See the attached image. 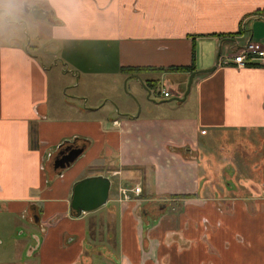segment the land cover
<instances>
[{"label": "crops", "instance_id": "crops-1", "mask_svg": "<svg viewBox=\"0 0 264 264\" xmlns=\"http://www.w3.org/2000/svg\"><path fill=\"white\" fill-rule=\"evenodd\" d=\"M1 12L31 15L39 32L25 42L0 29V264H264V68L229 53L264 40V0H0ZM44 55L80 79L157 82L162 101L147 88L137 113L70 97L51 88ZM193 60L195 72L217 67L185 101L193 73H122ZM98 176L112 182L107 204L76 213L75 186Z\"/></svg>", "mask_w": 264, "mask_h": 264}, {"label": "rangeland", "instance_id": "rangeland-1", "mask_svg": "<svg viewBox=\"0 0 264 264\" xmlns=\"http://www.w3.org/2000/svg\"><path fill=\"white\" fill-rule=\"evenodd\" d=\"M7 7H12V6H7ZM14 16L6 18V14L0 13V29L5 30L9 33H15V34H22L25 32V42L29 41L30 42V37L33 38L34 41V36L36 33L39 32L38 28H35V26H32V22H35L33 17L31 15H24L27 16L26 19H18L15 18ZM9 22L8 24H5L6 22ZM15 22H22V25L19 27V25H16ZM29 24L27 25L26 23ZM3 33V32H2ZM24 36V35H23ZM29 37V38H28ZM42 42V40H41ZM239 43H245L246 40L244 39H238ZM46 43V42H43ZM262 44H264V40L261 41ZM244 44V45H245ZM240 48V47H238ZM238 48L236 46L230 47V55L235 54L237 52ZM46 49L49 50V48H43L41 53H44ZM71 50L66 48H62L60 51H56V54L58 57L64 56V58L67 60L68 57L71 55ZM44 64L46 67L49 69L53 68L52 60L48 58V55H44ZM231 60V58H230ZM78 61V60H76ZM65 67L62 63V61H58V67H54L50 74L51 77V88L55 89L56 85H60L61 87H64L68 92L67 95L70 97H77V98H86L87 96H96L98 97L97 100H92L90 104H95V103H100L99 105H104L107 100H109L108 105L111 102H117L121 103L124 106L136 107L137 113L142 110V108L148 103V96L149 92H147L141 83H136L133 79H129L128 77L125 79V81L122 84H119L115 86L111 80H106L104 77L102 78H95V79H88V78H76L72 75L71 72L69 73H62L64 71ZM57 76V79H56ZM80 86V88H78ZM77 87V88H75ZM114 89L115 92H113ZM160 89V88H159ZM56 90V89H55ZM154 90V91H153ZM151 90L150 94V101L154 102H161L162 100L160 97H158V89H153ZM187 90V88H186ZM186 92V91H185ZM119 94V98H115L117 100H112L115 95ZM78 102H83V100L78 101ZM116 107V106H115ZM117 109H119V106H117ZM132 109V110H133ZM135 111V110H133Z\"/></svg>", "mask_w": 264, "mask_h": 264}, {"label": "water", "instance_id": "water-1", "mask_svg": "<svg viewBox=\"0 0 264 264\" xmlns=\"http://www.w3.org/2000/svg\"><path fill=\"white\" fill-rule=\"evenodd\" d=\"M25 12L28 14H31L35 19L46 21L50 20L51 16L53 15L52 12H47L43 9H39L36 6H30L28 4H25ZM234 41V40H232ZM222 48L220 46L219 54H218V63L220 61ZM217 67V66H216ZM216 67L195 72L190 76L188 88L184 95V98L182 100L176 99V101H185L187 97L190 94L191 87L194 81L195 76L201 75V74H209L215 71ZM141 81V80H140ZM141 84L144 85L141 81ZM146 91H149L144 86ZM82 154V150L79 149H71L68 151V154L61 153L63 156L59 159L57 162L56 168L64 169L66 167H69L71 164H73L77 158ZM112 182L109 178L104 176H98V177H92L87 178L85 180H82L79 182L73 192V198H72V209L76 213L82 214L85 212H91L94 210H97L103 206H105L109 200L110 197V190H111Z\"/></svg>", "mask_w": 264, "mask_h": 264}, {"label": "built area", "instance_id": "built-area-1", "mask_svg": "<svg viewBox=\"0 0 264 264\" xmlns=\"http://www.w3.org/2000/svg\"><path fill=\"white\" fill-rule=\"evenodd\" d=\"M232 62L239 68L247 67H263L264 68V44L257 42H248L244 46L238 48L235 54L231 55ZM165 98L171 97V91L163 89L161 91ZM136 196H140L142 189L136 187L132 190ZM123 195L126 200H130L131 196L129 195L128 190H123Z\"/></svg>", "mask_w": 264, "mask_h": 264}, {"label": "trees", "instance_id": "trees-1", "mask_svg": "<svg viewBox=\"0 0 264 264\" xmlns=\"http://www.w3.org/2000/svg\"><path fill=\"white\" fill-rule=\"evenodd\" d=\"M247 26H243L240 31L237 34H227L225 36L218 35L219 37H226V38H235L236 36H240L244 33H249L250 30H246ZM195 64L194 60L192 65L190 66H180V67H170V68H150V67H124L122 68V73L126 74L127 76H130L132 78L135 77H140L141 74L145 72H190V73H195ZM155 83L153 85H146L148 89H157V82H152Z\"/></svg>", "mask_w": 264, "mask_h": 264}]
</instances>
